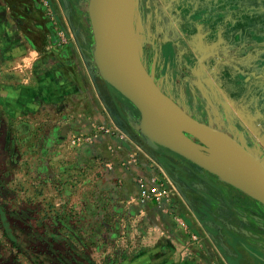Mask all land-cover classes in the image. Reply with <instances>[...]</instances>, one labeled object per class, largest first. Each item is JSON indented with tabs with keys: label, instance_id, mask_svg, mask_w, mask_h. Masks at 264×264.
<instances>
[{
	"label": "rangeland",
	"instance_id": "1",
	"mask_svg": "<svg viewBox=\"0 0 264 264\" xmlns=\"http://www.w3.org/2000/svg\"><path fill=\"white\" fill-rule=\"evenodd\" d=\"M220 1L118 0V24L164 94L199 122L237 135L234 118L220 122L217 97L208 100L207 116L194 99L187 106L193 80L219 81L217 57L209 63L216 74L202 65L209 54L204 30L215 29L204 20L219 18ZM230 1L245 10L264 4ZM89 5L0 0V264H264L245 244L264 255V205L175 152L160 134H148L149 120L101 75ZM233 47L231 55L241 44ZM230 77L245 83L256 76ZM17 90L28 103L15 107ZM55 115L84 131L56 142L59 126L47 122L59 120ZM247 133L264 152V132ZM185 136L217 159L216 147ZM195 181L205 188L192 187ZM154 183L165 196L145 200L141 186ZM189 193L192 219L181 199ZM235 210L236 222L222 218Z\"/></svg>",
	"mask_w": 264,
	"mask_h": 264
},
{
	"label": "water",
	"instance_id": "2",
	"mask_svg": "<svg viewBox=\"0 0 264 264\" xmlns=\"http://www.w3.org/2000/svg\"><path fill=\"white\" fill-rule=\"evenodd\" d=\"M115 2L90 0L89 5L95 60L103 78L128 98L143 117L154 120L160 137L175 152L264 205V165L233 137L199 122L164 94L133 55L132 44L131 58L120 51L114 23ZM177 128L182 130L184 138L176 133ZM185 134L210 148L216 147L217 155L232 153L233 164H225L198 150Z\"/></svg>",
	"mask_w": 264,
	"mask_h": 264
},
{
	"label": "crops",
	"instance_id": "3",
	"mask_svg": "<svg viewBox=\"0 0 264 264\" xmlns=\"http://www.w3.org/2000/svg\"><path fill=\"white\" fill-rule=\"evenodd\" d=\"M172 3L174 4V2ZM232 5L233 3L230 0L220 1L217 4L219 12H222L219 18L214 20H204L203 27H210L215 29L213 31L211 29H208V31L204 30V38L207 39L208 44L207 46H204L203 51L207 52L208 49L207 53L209 54L205 58V62L207 63L202 65V69L204 73L216 74V66L211 67L209 66V63L214 61V59H216L217 57V75L219 77V81L217 84L209 82L206 84V86H199L196 84V81L193 80V85L195 86H193L194 90L192 91L189 87L190 90H188L189 95L187 100V106L188 108H191L194 99V102H197L199 105H201L203 116H207V112L209 111L207 108L212 105L208 102V100L212 96L217 97L219 103L220 101H222V103L219 105L218 110L220 122H223V118L224 121H226V118L229 120H232L234 118L233 121L235 122V124L238 125L236 128V133L238 136H240V138H242L239 143L242 146L250 148L251 154L255 156L264 165V158L262 157L264 156V152L261 151L259 145L256 144L255 138L253 136L248 135L249 133H247L251 131H258V133H260L261 131L264 132V4L260 3L258 7L251 6V8H247L246 10L242 8L236 9V6L233 7ZM232 27L234 28V30H227V28L231 29ZM2 38L3 37H1V39ZM248 42L252 43L250 46V48L252 49L251 51L243 50L246 49ZM235 44H241V48L239 50V48L236 47L237 50L235 49V54L231 55V49L234 48L233 45ZM189 47L190 50L194 52L196 51L194 45H190ZM211 49L213 52L210 51ZM228 57H233L234 59H236V61L232 63L228 61ZM192 63H195L196 65L195 59L192 60ZM192 63L188 62V65H190L191 70L193 69L192 74H194L196 73L195 69L198 68L195 67ZM250 73L255 74V79L251 78L250 81L245 83L240 82L238 80L235 83L229 82L231 78L230 76L234 74L239 76L242 74L246 75ZM189 74L191 73L189 72ZM196 87V90H202V96H198V94L194 92ZM20 95L21 91L17 90L14 102L11 100V103L13 102L15 107L28 103V100H22V97H20ZM79 96L80 95H78V99L80 98V105H84L86 101L81 100V97ZM29 102H31L32 105V101ZM238 102L240 103L238 104ZM229 105H237L238 110H235L233 114L230 113L227 110V107H230ZM126 108L129 107L126 106ZM60 111L62 112V110ZM55 116L57 117L58 115ZM58 118L59 120H56L54 118H51L50 121L46 120L48 124H52L55 127L57 125L59 126L60 140L56 142L66 140L74 132L84 131L83 126L81 128L76 127V124L73 125L70 117H68L67 115H61L58 116ZM194 118L197 119V117ZM217 128L219 130L225 131L220 127ZM229 134L234 138L238 137L237 135H233L231 133ZM53 139L56 140L58 138L54 137ZM258 141L260 142V144L264 145V137H261V139H258ZM53 144H55V142ZM63 156L64 154H62V157ZM191 183L192 187H197L201 189L205 188L204 184L199 183L197 181ZM191 197L192 196L189 193L186 194L185 198H181L186 204L187 209H191L189 210L191 211L190 213L189 211H183V214L185 217H187V219H192L193 217H195L194 211H192L191 206L188 205L190 201L188 199H190ZM182 200H178V198L174 197V203H182ZM227 213L228 212H224L222 218L225 215L224 218L227 220H232L234 222L238 220V215L240 213L239 211L235 210L229 212L228 214ZM239 239L240 241L242 240L241 237H239ZM245 244L248 246L249 251L252 252L251 254L253 255V257L257 258L258 256L257 259H260L264 263V255L258 253L257 250H254L250 245H248V242H245ZM219 263L228 264V260L225 259L224 262L221 260V262Z\"/></svg>",
	"mask_w": 264,
	"mask_h": 264
},
{
	"label": "bare ground",
	"instance_id": "4",
	"mask_svg": "<svg viewBox=\"0 0 264 264\" xmlns=\"http://www.w3.org/2000/svg\"><path fill=\"white\" fill-rule=\"evenodd\" d=\"M119 5H118V0H116L115 2V6H114V23L116 25V36H117V43H118V47L120 49L121 52L124 53V55L129 56L130 58L132 57V53H131V46L129 45V43L125 40L124 36L122 35V31H121V25L118 24V19H119V14L117 13V11L119 10ZM253 70V69H252ZM253 75H255L253 73ZM145 127L147 129V132L149 135H154V138L157 137L160 133H159V129L156 127V124L154 122L153 119L149 120L147 123H145ZM176 133L184 138V134L182 132L181 129L177 128L176 129ZM193 145L195 146V148H197L198 150H200L201 148L198 147L196 144L193 143ZM223 159H222V158ZM216 158L221 159L225 164H233V161L235 160L234 155L232 153L229 152H221L219 155H216Z\"/></svg>",
	"mask_w": 264,
	"mask_h": 264
},
{
	"label": "built area",
	"instance_id": "5",
	"mask_svg": "<svg viewBox=\"0 0 264 264\" xmlns=\"http://www.w3.org/2000/svg\"><path fill=\"white\" fill-rule=\"evenodd\" d=\"M141 196L142 198L146 199H157L159 200L160 198L164 197L166 192L163 190L161 185L158 183H154L151 186H141Z\"/></svg>",
	"mask_w": 264,
	"mask_h": 264
}]
</instances>
